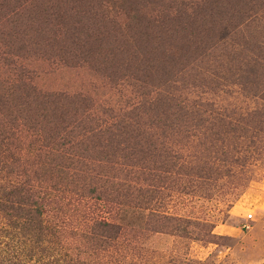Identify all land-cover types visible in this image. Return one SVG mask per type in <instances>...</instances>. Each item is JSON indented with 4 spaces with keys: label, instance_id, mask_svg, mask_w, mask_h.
I'll return each mask as SVG.
<instances>
[{
    "label": "rangeland",
    "instance_id": "374dc122",
    "mask_svg": "<svg viewBox=\"0 0 264 264\" xmlns=\"http://www.w3.org/2000/svg\"><path fill=\"white\" fill-rule=\"evenodd\" d=\"M12 191L79 264H264V0H0Z\"/></svg>",
    "mask_w": 264,
    "mask_h": 264
},
{
    "label": "trees",
    "instance_id": "16d2710c",
    "mask_svg": "<svg viewBox=\"0 0 264 264\" xmlns=\"http://www.w3.org/2000/svg\"><path fill=\"white\" fill-rule=\"evenodd\" d=\"M3 197L4 199H1ZM13 206L16 209V213L12 214V217L16 219L12 227L14 230L5 235L6 239L12 241V244H6L0 249V264H30L28 261L30 257L35 259V264H79L76 258H71L67 253L61 252L60 248L57 249L51 245L49 236L53 233L47 225L42 224L41 220L43 206L40 205L37 209L38 218H36L28 210L29 204L22 194L12 191L0 196V210L6 208L12 210ZM100 226L103 228L102 233H107L105 231L110 225L105 221ZM91 233L88 231V234ZM106 235L102 234L104 237ZM43 242L45 244L42 246Z\"/></svg>",
    "mask_w": 264,
    "mask_h": 264
}]
</instances>
